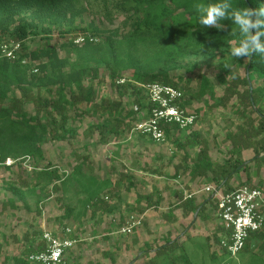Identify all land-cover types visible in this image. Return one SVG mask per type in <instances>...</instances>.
Wrapping results in <instances>:
<instances>
[{"label":"rangeland","instance_id":"374dc122","mask_svg":"<svg viewBox=\"0 0 264 264\" xmlns=\"http://www.w3.org/2000/svg\"><path fill=\"white\" fill-rule=\"evenodd\" d=\"M120 1L70 0L57 12L29 9L14 15L8 30L0 26V38L12 41L10 31L16 23L33 20L37 26L26 38L28 51L54 45L59 58L68 60L61 71L68 73L86 65L82 82L93 89L89 103L67 106L63 131L50 130L44 135L41 159L7 158L5 165L0 162V264L18 260L31 264L28 256L44 246L43 232L60 236L66 227L71 229L69 237L76 241L65 253L66 264H264L261 258L245 251L235 256L220 252L217 235L202 237L192 228L190 235L181 237L184 225L179 227L172 212L181 195L172 191L169 182L173 176L166 174L171 161L165 156L183 155L182 150L184 155H196L199 146L207 147L208 155L216 160V172H220L230 171L234 156L242 155L249 145L264 147V143L257 142L260 137L264 141L257 114L238 94L230 95L225 89L227 83H234L238 92L245 90L239 79L247 76V59L232 55V48L238 46L235 39L212 43L209 48L186 47L181 55H175L178 66L170 73L185 93V107L198 115L192 127L175 129L164 142H153L132 130L136 119L145 115L139 112L138 118L121 117L117 128L120 133L107 135L103 141L96 130L87 133L89 125L116 118L117 114L110 112L113 103L120 102L128 110L133 109L135 96L143 102L147 100L141 90L134 93L131 88L117 87L127 82L135 84L129 78L134 68H118L113 58L109 59V66L97 60L98 55L105 53L104 41L110 38L118 60L131 58L144 68L154 65L153 49L138 44L129 53L124 44L123 49L118 47V41L131 30V21L118 10ZM37 15L44 20L40 21ZM81 36L92 37L93 41L89 53L77 56L75 50L84 45L74 40ZM68 41H72L70 46L62 45ZM45 62V58H25L24 63L30 64L27 78L32 79L29 86L33 93L24 101V109L30 114L42 108L44 99H57V95L46 91L56 86L47 83L46 72L32 71ZM112 72L121 76L112 77ZM220 76L226 83L220 81ZM121 78H125L123 83L118 82ZM202 78L207 80L203 92ZM249 80L264 94V73L254 74ZM74 89L65 86L64 95L67 97ZM14 93L20 96L17 90ZM256 105L263 107L264 112V96ZM53 117L59 119V114ZM46 119L41 117L40 121L45 123ZM194 133L197 136L192 137ZM178 139L180 147L176 144ZM48 164L58 170L66 184L55 181L31 188L22 184L23 180L32 183L33 167ZM9 180L21 184L19 193L5 189ZM218 180H214L215 185ZM147 198L151 199L150 204ZM67 208L71 211L66 212ZM136 212H146L142 225L130 234L119 233L123 217Z\"/></svg>","mask_w":264,"mask_h":264},{"label":"trees","instance_id":"16d2710c","mask_svg":"<svg viewBox=\"0 0 264 264\" xmlns=\"http://www.w3.org/2000/svg\"><path fill=\"white\" fill-rule=\"evenodd\" d=\"M69 3L70 0H0V26L2 30H8V24L13 20V16L29 9H32L33 12L35 10L57 12ZM213 3L229 4V7L225 9L226 17L220 19L215 26L201 25L199 23V16L203 15V12L198 11V8L206 7ZM262 6H264V0H121L118 10L131 21V30L122 41H118V47L123 49L124 44L129 53L132 48L138 47V44H142L145 48H151L154 54V61L152 62L154 65H149L150 68H144L135 63V60L133 61L131 58L127 61L118 60L114 52L116 49L112 46L110 38L104 41L105 53L102 52V54L98 55L97 60L109 66V59L113 58L115 66L118 68H134L133 73L129 75V78L134 82L147 83L157 81L177 85L174 82V77L170 73L172 69L178 66L175 55H181L182 50H185L186 47L209 48L212 43H220L228 38L235 39L239 46L243 43L245 35L243 33V27L235 22L233 13L239 12L242 14L243 10L247 9L253 12L251 19H259L264 22V13H261ZM37 17L40 21L44 20L42 15H37ZM36 26L37 24L33 20L30 22L24 21V19L18 21L13 30L10 31V34L13 40L20 41L22 45V52L19 58L10 60L0 56L1 165H5L3 163L7 158L18 159L21 157H30L32 160L41 159V142L43 137L47 131L54 130L55 132H61L64 130V125L67 122V106L73 107L80 103L87 104L91 101L93 95L92 87L85 86L82 82L86 65H80L79 68H73L68 73H63L61 68L67 64L68 60L67 58H59L54 45L47 44L28 51L25 41L29 33ZM261 28L264 29V24L261 25ZM257 31V29H249L248 34L255 35ZM91 41H93L92 37L84 36L83 49L75 50L77 56L83 55L85 52L89 53ZM259 41L264 43V35L259 36ZM71 44L72 41H68L62 45L70 46ZM151 45L152 47H150ZM128 52H125V54L128 55ZM106 54L108 57L105 56ZM23 58H30L32 60L45 58L46 62L37 64L36 67L38 70L40 69L46 72L44 78L47 79V83L56 85L54 89L48 88L46 91L47 93L57 95V99H44L41 103L42 108H37L34 114H30L24 109V101L33 91L30 90L32 86H29L32 83V79L27 78V71L30 64L23 63ZM239 58L240 60L242 58L247 59V76L239 79V82L242 83L245 90L238 92L234 83H227L225 89L229 91L230 95L238 94L252 107V111L259 117L260 122L258 126H260L259 130L262 131L264 130L263 107L256 104L258 99L262 98L264 94L258 87H254L251 84L249 78L254 74L264 73V52H257L253 49L249 57L239 56ZM111 76L117 78L121 76V73L116 75L115 72H112ZM219 79L222 83H226L223 77L220 76ZM201 83L200 90L203 92L207 88V80L202 78ZM65 86H73L76 91L71 92L66 97L63 92ZM117 87L119 89L131 88L134 93H138L141 90L132 82H127L122 85L117 84ZM16 90L20 94L19 97L15 96L14 91ZM187 102L188 100L184 93L183 105ZM133 103L139 108L137 112L133 109L125 110L121 107L120 102L113 103L110 112L117 114L116 118L105 123L89 125L87 133H90L93 129L96 130L99 139L102 141L107 135L119 134L120 132L117 128L121 122V117H127L128 119L138 118L137 113L147 112L150 106L147 100L143 102L138 96L133 98ZM55 113L59 114V119L53 117ZM41 117H47L45 123L40 121ZM174 126L165 128L166 136L169 135L172 128L178 129L177 126ZM193 136H197V134L194 133L192 134ZM257 142L260 144L264 143L263 137H260ZM176 144L180 147L182 143L177 140ZM191 144L195 146L193 142ZM262 149L264 150V147ZM197 155L198 157L194 163L196 167H198L199 162L200 165H203L202 158L208 155L207 147L199 146ZM207 164H209L207 168H210V163L207 162ZM241 164L242 161L236 159L231 163L230 171L223 170L216 172V177H219V180L228 178ZM6 168L9 167L7 166ZM32 172V183H26L25 180L22 181V184L24 183L23 185L26 187L29 186V188L36 187L40 183L49 184L55 181L63 182L65 180L64 178L61 179L58 175V170L49 164L43 168L33 167ZM63 184H66V181ZM19 185L21 186L15 180H9L5 183V189L11 193H19ZM52 186L55 187V183ZM147 200L150 204L151 199L147 198ZM186 200L190 201L188 199ZM191 209L195 210L193 207ZM70 211L69 208L66 209V212ZM41 249L40 247L35 251ZM14 264L28 263L25 260H18Z\"/></svg>","mask_w":264,"mask_h":264},{"label":"built area","instance_id":"2783aa9c","mask_svg":"<svg viewBox=\"0 0 264 264\" xmlns=\"http://www.w3.org/2000/svg\"><path fill=\"white\" fill-rule=\"evenodd\" d=\"M91 40V38H90ZM84 36L78 37L74 43H83ZM22 45L17 40L0 38V56L10 60L18 59ZM25 62V58L22 59ZM33 72L37 68L32 69ZM125 78H121L123 83ZM147 97L149 109L142 119L135 122L132 130L144 135L153 142L162 143L166 140L165 128L172 125L179 129L192 127L198 115L183 105L184 93L178 85L161 82H134ZM134 111L139 108L135 104ZM29 159V157H24ZM7 162V161H6ZM5 162V164H6ZM8 164V163H7ZM217 203V215L222 224L223 234L218 242L219 251L235 256L241 252L251 233L259 231L264 224V191L262 188L242 184L229 192H222L215 186H206ZM190 197V195H187ZM143 215L129 213L123 219L119 233L130 234L140 227ZM71 229L65 228L64 234L58 236L52 231H44L41 250L32 252L28 256L31 264H66L65 253L72 248L75 240L69 237ZM223 264H228L224 262Z\"/></svg>","mask_w":264,"mask_h":264},{"label":"crops","instance_id":"0c3cea01","mask_svg":"<svg viewBox=\"0 0 264 264\" xmlns=\"http://www.w3.org/2000/svg\"><path fill=\"white\" fill-rule=\"evenodd\" d=\"M174 130L175 128H172L169 134ZM182 153L183 155L165 156L171 161L170 166L166 169V174L173 176L169 185L172 186V191L181 195V199L174 204L176 209L172 211L176 218L175 222L178 223L179 227L184 225V230L181 231L180 236L190 235L189 230L194 228L198 230L202 237L217 235L218 241L223 234V229L217 215V201L204 190L205 187L215 186L222 192H229L239 185L246 184L262 188L264 191V152L255 146L249 145L246 147L242 151V155L234 156L235 159L241 160L242 164L232 172L231 176L219 180L216 185L214 180H218L219 177H216V160L212 155L203 156V165H200L199 162L198 167H196L194 163L198 157L197 153L196 155H184L183 150ZM207 162L210 163V168H207L209 166ZM187 195H190V197L186 198ZM192 207L195 210H192ZM137 214L145 216L146 212L145 214ZM208 243L212 244V240H209ZM210 249H212V246ZM242 251L252 254V256H258L264 263V224L259 231L250 234Z\"/></svg>","mask_w":264,"mask_h":264},{"label":"clouds","instance_id":"9594fccd","mask_svg":"<svg viewBox=\"0 0 264 264\" xmlns=\"http://www.w3.org/2000/svg\"><path fill=\"white\" fill-rule=\"evenodd\" d=\"M228 7L229 4L227 3H213L206 7L198 8V11L203 12V15L199 16V23L204 26L217 25L220 19L226 17L225 9ZM261 13H264V6L261 7ZM252 16L253 12L247 9H244L242 14L239 12L233 13L235 22L243 27V33L245 35L243 43L232 48V55L235 57H249L253 49L257 52H264V43L259 41V36L264 35V29L261 28L264 22L259 19L253 20L251 19ZM249 29H257L258 31L255 35H249Z\"/></svg>","mask_w":264,"mask_h":264}]
</instances>
